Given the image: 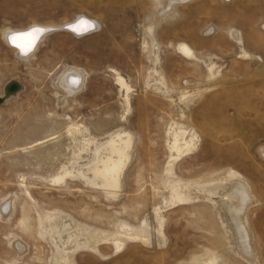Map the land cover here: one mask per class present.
I'll list each match as a JSON object with an SVG mask.
<instances>
[{"label": "rangeland", "instance_id": "1", "mask_svg": "<svg viewBox=\"0 0 264 264\" xmlns=\"http://www.w3.org/2000/svg\"><path fill=\"white\" fill-rule=\"evenodd\" d=\"M168 2L0 0V264H264V0ZM82 18L96 27H64ZM40 25L18 60L4 31ZM123 134L110 195L101 162Z\"/></svg>", "mask_w": 264, "mask_h": 264}, {"label": "bare ground", "instance_id": "2", "mask_svg": "<svg viewBox=\"0 0 264 264\" xmlns=\"http://www.w3.org/2000/svg\"><path fill=\"white\" fill-rule=\"evenodd\" d=\"M188 1L190 0H169L168 9L174 6H177L178 4L185 3ZM85 22H88V21H85ZM71 26L72 25H66L64 27H71ZM36 27L38 26H32L25 30H16V31L5 30L4 31L3 39L6 45L11 49V51L14 52L18 60L26 61L27 59L32 57L34 52L37 50L39 44L41 43V41L44 39L46 35L41 38L39 37L38 40L36 41L35 46L27 54H23L20 51L19 47L13 46V44L10 42L11 35L14 33L25 32V31H28ZM39 28H42L41 25ZM185 51L187 52V49H185ZM79 84H80V80L78 79L77 75L73 73L68 75L67 78L64 77L62 80V85H64L68 89L70 88L69 91L72 90L73 88H75L76 90V87H78ZM130 143H131V140L127 134H123L122 136H119L116 141L115 140L111 141L109 143L110 155L106 159L102 160L101 162L102 167H101L99 174L102 177L103 182H104L102 188L105 192H107L110 195L113 194L114 190L118 188V173L126 159V155H127V151L130 146ZM230 177H235V175H232ZM172 196H173V199L177 201L186 200V195L184 193H181L178 189L173 190ZM224 203L229 209L228 217L231 220V226L233 230L235 231V237H236L238 249L240 253L243 255V257L247 259V261H250L252 260L251 258L252 256L250 255V249L247 244L243 221L242 219H240L244 215L243 212H244L245 207L249 203V199L244 193L241 186H234L229 198H226L224 200ZM237 204L238 206L235 207ZM125 234H124L125 235L124 239H132V240L138 239L144 243H147L150 238L149 233L145 229L128 230L127 232H125ZM71 259H72L71 255H67L65 261H68L69 264H72Z\"/></svg>", "mask_w": 264, "mask_h": 264}, {"label": "snow or ice", "instance_id": "3", "mask_svg": "<svg viewBox=\"0 0 264 264\" xmlns=\"http://www.w3.org/2000/svg\"><path fill=\"white\" fill-rule=\"evenodd\" d=\"M95 27L96 25L94 23L80 21L79 24L73 28V31L77 32V34H80L81 32L90 31ZM47 31L49 30L36 27L26 32L14 33L10 37V42L13 44V46L19 47L23 54H27L35 46L38 38Z\"/></svg>", "mask_w": 264, "mask_h": 264}, {"label": "water", "instance_id": "4", "mask_svg": "<svg viewBox=\"0 0 264 264\" xmlns=\"http://www.w3.org/2000/svg\"><path fill=\"white\" fill-rule=\"evenodd\" d=\"M81 20H83V18L80 19V21H81ZM80 21H79V22H80ZM66 29L69 30V31H72V32L75 33L76 35H80V34H77V32H74L71 28H68V27H67ZM25 32H26V31H25ZM85 32H86V31H85ZM85 32H83V33H85ZM19 33H20V32H19Z\"/></svg>", "mask_w": 264, "mask_h": 264}]
</instances>
